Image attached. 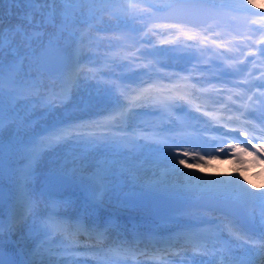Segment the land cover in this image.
<instances>
[{"label": "snow or ice", "instance_id": "snow-or-ice-1", "mask_svg": "<svg viewBox=\"0 0 264 264\" xmlns=\"http://www.w3.org/2000/svg\"><path fill=\"white\" fill-rule=\"evenodd\" d=\"M5 4L9 5L7 12ZM21 5L23 8L17 15V22L6 24V17L12 15V6ZM246 5L256 7L254 0H246V4L245 0H240L238 8L218 4L216 0H159L149 4L147 7L152 12L146 13L140 11L139 0H3L0 3V208L6 199L11 201L7 219L0 214V264H128L129 257L137 256H151L159 259L161 264H196L195 259L189 262L174 259L177 255L187 254L175 251L177 241L182 237L187 238L201 256L207 257L200 264H264V231H245L237 225L230 211L232 207H242L245 216L264 224V191H249L235 178H211L183 172L171 154L173 145L166 141L149 137L129 139L111 134L126 132L128 128L111 127L109 132L84 136L81 129L92 125L77 124L69 118L38 131L31 119V110L20 106L22 99L26 101L33 95L40 96L42 102L46 101L44 107L49 111L71 100L72 91L79 87L82 74L80 45L85 39L83 28L99 30L93 22L102 21L105 13L124 27H128L130 20L152 14H164L162 18L175 21L172 27L176 24L198 27V20L214 18L225 8L260 15L252 13ZM261 19L264 20V16ZM183 35L188 40L197 38L187 32ZM257 43L260 45L257 48L259 55L264 56V39ZM160 51L153 49L141 55L155 56ZM45 74L53 83L41 93ZM261 78L264 79V73ZM245 83L248 88L254 87L247 80ZM238 98L243 99L242 96ZM182 99L183 96L169 97L168 106ZM83 106L86 108L88 102L84 101ZM75 107L79 109L80 105ZM195 110L200 111L199 107ZM236 112L239 114L227 121L210 116L203 122L204 127L187 126L197 134H212L209 137L197 135L199 143L195 146L223 153L222 145H226L243 152L246 149L241 144L247 142L257 153L264 151V144L254 142L264 140V91L249 95ZM188 115L199 119L192 117L191 113ZM204 116L209 113L205 112ZM234 124L238 127L232 126ZM225 138L234 143H227ZM189 142L183 140V143ZM58 146H67L68 151L49 171L37 193L34 189L37 166L48 151ZM188 155L184 152V156ZM199 158L204 159L203 156ZM179 164L192 167L183 159ZM181 176L183 182L179 180ZM5 179L10 185L7 193ZM74 184L84 185L86 191L80 215H68L69 210L77 207L71 195H53L55 191ZM184 194L222 205L218 210L223 218L215 225L220 235L214 242H202L200 233L189 232L166 240L155 241L153 238L154 247L151 249H141L128 241L109 244L111 233L121 227L118 221L109 217L102 224L93 225L87 219L106 202L147 208L149 197L167 195L175 199ZM209 210L202 209L204 212ZM200 222L212 223L204 217ZM25 226L29 228L32 244L29 250L17 251L11 240L13 234ZM225 229L239 234L235 239L225 238ZM81 237H85L86 242L82 243ZM235 248L241 251L236 252ZM136 264H149V261L138 260Z\"/></svg>", "mask_w": 264, "mask_h": 264}, {"label": "rangeland", "instance_id": "rangeland-1", "mask_svg": "<svg viewBox=\"0 0 264 264\" xmlns=\"http://www.w3.org/2000/svg\"><path fill=\"white\" fill-rule=\"evenodd\" d=\"M1 3H3V0H1ZM4 8L6 12L9 9V7L6 5H4ZM21 8L23 7H19V9ZM11 10H12V15L10 17V20L5 21L6 24H8L9 22H12V23L17 22L18 14L16 13V10H14L13 8ZM94 25H95V28L99 30L93 29V30H89L86 33L85 42L87 43V45L86 44L83 45L82 59L84 58V59L89 60L88 57H90L94 66H103L104 68L108 67L109 72H105V71L103 72L107 76L111 74L118 75L119 69H122L124 73H126L125 74L126 76L131 75L130 72L132 71V69H134L138 65V63H135L133 60H127L125 56L127 55L128 52L124 49L112 57L111 56L112 49H110V47L114 45V41L116 42L117 38H119L120 41H125V38H127L128 35L134 36L135 34L139 38L141 35L140 34L141 32L138 30H136L137 32H135V30L131 31L130 29H128L127 27H124L123 25H118L117 21L114 18L108 16L107 14L103 15V19L100 23H96L94 21ZM49 31H51L50 28H49ZM142 34L144 33L142 32ZM145 37L147 36L145 35ZM150 38H152V36ZM132 46H134L133 42L130 45V47ZM178 51L179 49L174 50L173 52H178ZM171 61L172 59L169 57L166 58V60H163V62H166V63H171ZM138 69H140V67H138ZM28 71L29 70L26 67L25 72L27 73ZM81 72L82 74L80 76L84 75V73L87 72V68L81 70ZM31 74L33 76L35 75L34 72H32ZM51 81L52 79L45 74L42 77V83L44 87L41 89V91L44 90L46 87H48ZM97 82H98V77L96 75L90 76L86 83L81 82L79 84L78 89H76L72 93L73 99L66 102L64 106L57 105L54 111L46 110L44 107V104L41 101H40V104H37L35 107H32V106L28 107L29 104H27L26 107L27 109L31 110L30 111L31 119L34 121V124L37 130L39 131L43 128H49L51 127L49 126V124L54 125L61 120H66L69 118L71 119L75 115L89 111V108L93 109L97 107V104H95V101H96L95 99L103 98L107 90L109 89L106 83L101 82L100 84H97ZM84 101L88 102V106L86 108L83 106ZM76 105H80V108L79 109L76 108L75 107ZM7 135H8V129L5 130V136ZM67 151H68L67 146H58L56 149L52 151H48L42 157L40 163L37 166L38 175L34 183V189L36 190L37 193H39V187H41V184H42L39 174L45 171H49L53 167H56L57 166L56 162L61 160ZM177 167L182 169L183 172H190L196 176H204V177H211V178H238V179L242 178L241 180L244 182L246 188H248L249 191H263L264 190V183L262 182V175H258V176L254 175L252 173V168L249 171L248 169L242 170L241 167L239 169H236L233 167V165H231L230 167H233V168H229L225 171H222V169H215V167L213 166L209 167L208 169L204 166H201L200 169H197V170H194V169L189 170V168L184 167V165H178ZM172 179L175 180L176 178L173 177ZM179 180L183 182L184 177L182 176L179 177ZM4 183L6 187L10 188V185L7 179H5ZM193 183H195V181H193ZM78 192H80L79 189L76 194H78ZM71 196L73 197L74 195H71ZM130 209H131L130 207H124L112 201V202H106L103 206H101L100 213L103 211H128L129 212ZM138 213H141V211ZM251 222L254 223L252 220ZM256 225L259 228L264 227V224H261L260 222H258V224ZM14 236H16V238L18 239L20 246H22L23 249L28 250V246L30 242L32 241L31 238L29 237L28 226H25L20 231L14 233Z\"/></svg>", "mask_w": 264, "mask_h": 264}, {"label": "bare ground", "instance_id": "bare-ground-1", "mask_svg": "<svg viewBox=\"0 0 264 264\" xmlns=\"http://www.w3.org/2000/svg\"><path fill=\"white\" fill-rule=\"evenodd\" d=\"M180 152H188L189 155L191 152H193V147L189 144V143H186V144H180L178 145L177 147L173 148V152L171 153L173 156H175L176 153H180ZM175 153V154H174ZM180 159H183V158H180V157H176V166L178 165H181L179 164V160ZM185 160V163L186 164H191V165H197V166H207V163H211L212 161L214 163H218L220 164L222 162V160L224 159H221V157H215L211 160H207V161H199L197 159H192V158H186V159H183ZM232 165V164H231ZM182 167V166H181ZM235 167H240L239 164H236ZM208 169V168H207ZM248 171V170H247ZM236 172V171H235ZM234 172V173H235ZM9 202L11 203V201L9 200Z\"/></svg>", "mask_w": 264, "mask_h": 264}]
</instances>
